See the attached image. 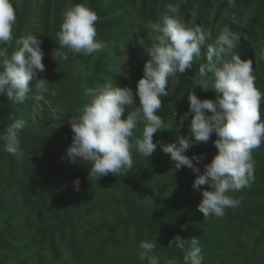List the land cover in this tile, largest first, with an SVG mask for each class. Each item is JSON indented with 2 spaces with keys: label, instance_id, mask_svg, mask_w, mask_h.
<instances>
[{
  "label": "trees",
  "instance_id": "obj_1",
  "mask_svg": "<svg viewBox=\"0 0 264 264\" xmlns=\"http://www.w3.org/2000/svg\"><path fill=\"white\" fill-rule=\"evenodd\" d=\"M12 3L13 41L5 47L11 54L16 39L38 34L45 64L40 78L48 80L46 87L53 94L51 104H44L40 128L21 131L22 156L4 151L0 139V264H148L139 259L141 241L155 244L153 254L159 264H184V251L169 246L176 235L186 239L185 248L192 237L199 240L202 264H264V143L253 150L254 180L230 193L239 205L225 208L222 217H205L198 210L202 192L193 188L197 173L187 166L176 169L160 146L174 142L178 135L187 137L193 143L185 154L200 157L193 159L200 172L218 152L215 133L207 142H195L191 115L183 124L180 121L189 109V91L201 99L216 98L211 74L209 89L196 85L205 56L194 59L181 76L169 78V95L162 97L158 112L165 129L154 134L158 143L150 158L133 149L132 168L119 177L109 173L97 180L90 178V163L73 164L66 157L73 137L70 119L88 100L85 87L118 78L124 47L131 66L125 86L135 93L149 59L146 49L158 35L148 25L159 22L170 3L179 4L182 21L210 33L202 53L207 45L218 47L216 39L223 27L240 35L233 52L251 60L255 85L264 92V0H71L96 12V39L104 47L91 55L65 48L67 60L55 59L52 52L59 47L57 34L69 0ZM33 92L22 104L0 94V137L14 119L25 117L35 100ZM134 101L139 106L138 96ZM125 109L122 118L130 110ZM54 111H59L58 117ZM261 116L264 119V100ZM142 131L138 124L131 139L142 137ZM77 179L79 190L74 187ZM209 187L205 184L201 189Z\"/></svg>",
  "mask_w": 264,
  "mask_h": 264
},
{
  "label": "clouds",
  "instance_id": "obj_2",
  "mask_svg": "<svg viewBox=\"0 0 264 264\" xmlns=\"http://www.w3.org/2000/svg\"><path fill=\"white\" fill-rule=\"evenodd\" d=\"M232 0H230V3ZM179 4H168L159 16V22L148 27L158 33L153 43L146 49L149 59L144 65V74L138 80L135 93L129 86H120L113 81L98 84L95 88L85 87L84 96L88 97L79 114L70 119L73 133L71 145L66 150L69 162L90 163L89 175L98 180L109 173L116 176L133 166L132 150L150 158L157 147L154 134L164 130V121L158 114L162 108V97L169 95V78L180 76L192 67L194 59L206 57V63L199 65V85L207 90L209 74L213 80L212 89L217 95L215 100L201 99L194 91H189V109L181 118V124L191 115V132L195 142H207L213 133L218 152L212 161L204 166V171L185 154L192 146L187 137L178 135L172 143H161V149L175 163V168L187 166L197 173L193 188L202 192L198 210L205 217H222L227 207H236L239 201L230 193L249 186L254 180L253 150L264 143V119L261 116V103L264 92L255 85L251 60H244L233 49L240 41V35L229 27H223L216 39L218 47H202L210 33L201 26H189L179 16ZM96 12L86 4L69 5L64 12L61 30L57 34L59 47L52 56L67 60L68 54L91 55L102 50L104 45L96 39ZM16 10L12 0H0V94L7 95L14 103L22 104L28 93L35 90V100L44 99L48 80L38 77L45 71L42 41L38 34H27L15 40L11 54L5 45L13 41V26ZM134 95L139 97L135 106ZM130 109L122 118L125 108ZM211 113V114H209ZM143 125L142 137L134 141L133 130ZM26 126L23 119H14L6 127L0 139L4 140V151L20 157V133ZM209 188L201 189L202 185ZM79 190V180L74 181ZM176 235L169 241L184 251V264H202V249L194 236L188 241ZM140 260L148 264H159L155 256V244L149 241L139 243Z\"/></svg>",
  "mask_w": 264,
  "mask_h": 264
},
{
  "label": "rangeland",
  "instance_id": "obj_3",
  "mask_svg": "<svg viewBox=\"0 0 264 264\" xmlns=\"http://www.w3.org/2000/svg\"><path fill=\"white\" fill-rule=\"evenodd\" d=\"M37 1H41V0H37ZM122 51H123V55L119 58V63H118V78L115 79L113 81L114 84L116 85H120V86H125V81L127 79H130L129 76L126 74V72L128 70L131 69V66L129 65L128 61H130V56L127 54L126 51H124V47H122ZM233 54H235L233 52ZM38 77H40V72L37 73ZM53 93H51V91H49V89H47V91L44 94V99L40 100V101H36L34 100L31 106H28V108L26 109L25 113V117L21 118L26 122V126L25 129H34L35 131L38 130V128H40V121L42 119V113H43V108H44V104H51V99L50 96ZM33 95L35 97L36 93L33 92ZM128 112L127 109H125L124 113ZM23 113V114H24ZM23 114L21 115V117L23 116ZM54 117H58L59 116V111H54L53 113ZM216 140V139H215ZM173 262V261H171Z\"/></svg>",
  "mask_w": 264,
  "mask_h": 264
}]
</instances>
